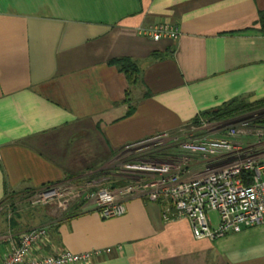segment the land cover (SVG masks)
<instances>
[{
  "label": "crops",
  "instance_id": "obj_1",
  "mask_svg": "<svg viewBox=\"0 0 264 264\" xmlns=\"http://www.w3.org/2000/svg\"><path fill=\"white\" fill-rule=\"evenodd\" d=\"M262 9L264 0H0V202L59 182L84 192L126 185L141 173L136 163L177 159L178 138L203 111L236 97L264 100ZM161 22L179 36L139 32ZM119 57L137 61V83L111 63ZM258 116H238L236 138L250 147ZM207 165L190 153L184 175ZM50 203L39 254L101 250L86 264H264V221L196 238L188 218L165 219L146 194L108 218L83 196ZM4 225L0 263L19 233H2Z\"/></svg>",
  "mask_w": 264,
  "mask_h": 264
},
{
  "label": "built area",
  "instance_id": "obj_2",
  "mask_svg": "<svg viewBox=\"0 0 264 264\" xmlns=\"http://www.w3.org/2000/svg\"><path fill=\"white\" fill-rule=\"evenodd\" d=\"M139 32L152 38L179 36L177 26L166 22L141 26ZM234 120L217 122L202 118L191 125L189 134L178 138L181 153L177 159L140 161L135 167L141 173L130 183L115 188L99 187L76 196L94 201L100 215L108 218L124 214L129 198L146 194L161 204L165 219L188 218L196 238H217L262 223L264 152L256 147L264 148V125L255 128L256 143L250 147L236 138L239 134L237 125L245 119ZM167 138L170 134L165 132L128 144L125 149L135 150ZM190 153L201 155L208 167L193 176H186L183 170ZM69 186L72 187L70 182H59L42 187L37 201L48 203L66 196ZM212 212L218 216L216 224ZM48 235L49 228L45 225L21 232L0 264H86L92 261L94 254L101 252L66 249L56 254L36 253Z\"/></svg>",
  "mask_w": 264,
  "mask_h": 264
},
{
  "label": "rangeland",
  "instance_id": "obj_3",
  "mask_svg": "<svg viewBox=\"0 0 264 264\" xmlns=\"http://www.w3.org/2000/svg\"><path fill=\"white\" fill-rule=\"evenodd\" d=\"M260 112L263 111L248 113V116L254 118L260 115ZM70 183L72 184V187L69 186L68 190L65 191L68 192L66 195L67 197L71 195L76 196L77 193L84 192L85 188L82 189L81 186H78L71 181ZM41 190L42 188L33 191L18 192L10 196L0 208V221H3L5 224L2 233L8 234V231L14 232L18 230L17 232L19 233L16 234V237H18L21 232L30 227L42 226V223L46 221V216L51 203L37 201ZM58 198H55L52 201L57 200ZM76 198H78V196H76Z\"/></svg>",
  "mask_w": 264,
  "mask_h": 264
},
{
  "label": "trees",
  "instance_id": "obj_4",
  "mask_svg": "<svg viewBox=\"0 0 264 264\" xmlns=\"http://www.w3.org/2000/svg\"><path fill=\"white\" fill-rule=\"evenodd\" d=\"M257 23L260 25L261 31L264 32V9L260 10ZM154 55L162 56L160 53H155ZM111 63L116 64L121 71L125 72L131 84H135L140 80L141 69L135 59L131 57H119L112 59ZM261 108H264V100L249 101L245 97H236L218 107L203 111L199 116L194 118L192 122H199L202 118L217 122L228 121ZM252 122L264 125V115L258 116L252 120ZM9 198L10 196H5L0 202V205L5 204Z\"/></svg>",
  "mask_w": 264,
  "mask_h": 264
}]
</instances>
